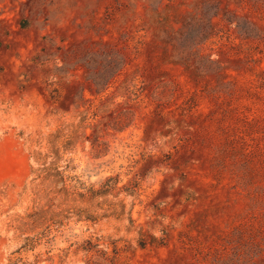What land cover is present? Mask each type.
Wrapping results in <instances>:
<instances>
[{
    "label": "rangeland",
    "instance_id": "rangeland-1",
    "mask_svg": "<svg viewBox=\"0 0 264 264\" xmlns=\"http://www.w3.org/2000/svg\"><path fill=\"white\" fill-rule=\"evenodd\" d=\"M0 264H264V0H0Z\"/></svg>",
    "mask_w": 264,
    "mask_h": 264
},
{
    "label": "trees",
    "instance_id": "trees-1",
    "mask_svg": "<svg viewBox=\"0 0 264 264\" xmlns=\"http://www.w3.org/2000/svg\"><path fill=\"white\" fill-rule=\"evenodd\" d=\"M58 154V153H57ZM41 156V153H39ZM47 169V168H46ZM46 175L43 177L44 182H49L51 185H54L55 188L53 191L48 193V200L49 203H52L56 199H60V205L68 204L70 201L73 202H79L84 200H89V202H93L98 198L105 197L110 194L112 188H114L115 183L118 182L116 178H108L101 186L100 189H96L95 185H92L90 187H84V184H82L80 181V185H75L73 188H69L67 184V179L65 178L64 174L58 169V168H48ZM112 183V184H111ZM84 189V191H81L80 189ZM50 208L53 206V204L49 205ZM44 210L43 219L44 221L49 220H56L57 223L63 224V220L67 218V214L70 212L69 209H62L59 212H55L52 209ZM82 215H80L81 217ZM41 218V217H40ZM39 218V219H40ZM89 220L97 221V218L95 219L93 215H90L88 217Z\"/></svg>",
    "mask_w": 264,
    "mask_h": 264
}]
</instances>
